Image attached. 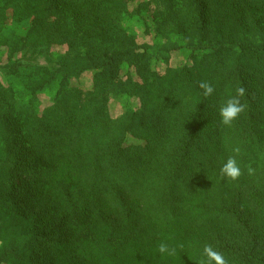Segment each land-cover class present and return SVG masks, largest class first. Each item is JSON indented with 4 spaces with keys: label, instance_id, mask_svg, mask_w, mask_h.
Returning a JSON list of instances; mask_svg holds the SVG:
<instances>
[{
    "label": "trees",
    "instance_id": "trees-1",
    "mask_svg": "<svg viewBox=\"0 0 264 264\" xmlns=\"http://www.w3.org/2000/svg\"><path fill=\"white\" fill-rule=\"evenodd\" d=\"M109 1L116 4L114 10L125 11L127 0ZM184 1L185 35L183 43L172 49L189 50L192 64H185L170 87L146 95L141 109L127 112L119 121L109 118L107 94L122 83V66L139 68L140 77H150L147 73L156 53L125 35L117 47H91L74 60L62 58L58 71L64 93L56 99L55 113L69 119L76 114L71 102L80 101V112L75 118H81L82 125L88 123L86 118L94 119L106 135L104 140L96 141L100 149L84 155L88 160H76L66 171L73 176L78 168L75 175L79 187L75 192L86 190L98 198L101 189L110 200V207L117 205L130 213L133 200L144 202L137 205L164 224L165 230L157 234L166 237L159 243H168L195 262L203 259L204 245L211 244L225 255L228 264H264V24L258 16L264 10V0ZM45 10L47 17L53 11L60 12L53 0L48 1ZM17 11L27 16L31 13L24 4H18ZM55 22H33L24 43L32 47L70 40V27ZM82 69L95 71L94 90H66L74 74ZM201 81L214 87L211 95H204ZM238 88L245 90L240 97L244 110L230 126L225 125L220 107L236 95ZM125 90L129 91V87ZM139 93L143 94V90ZM131 135L144 139L145 145L129 144ZM231 156L242 166V173L235 180L220 172ZM249 167L254 170L252 173ZM9 168L14 175V166ZM195 170L198 178L202 173V183L193 185L188 175ZM25 174L34 181L41 176L21 169L18 177ZM200 187L202 195L195 206L192 200ZM190 205V219H186L181 213ZM58 226L59 223L51 231ZM145 236L142 229L117 246L109 243L117 248L113 254L115 264H136L147 259L143 245L151 242H145ZM99 251L102 256H112L106 247ZM130 256L137 259H124ZM154 264L186 263L164 256L162 262Z\"/></svg>",
    "mask_w": 264,
    "mask_h": 264
},
{
    "label": "rangeland",
    "instance_id": "rangeland-1",
    "mask_svg": "<svg viewBox=\"0 0 264 264\" xmlns=\"http://www.w3.org/2000/svg\"><path fill=\"white\" fill-rule=\"evenodd\" d=\"M8 1L0 0V264H115V246L142 229L146 231L145 242L151 244L143 245L148 260L136 264L162 262L164 256L158 247L166 235L157 233L165 227L151 218L145 207L137 205L144 202L133 200V211L128 213L120 206L110 207L101 189L98 198L86 190L75 192L78 168L73 176L68 175L67 168L76 160H88L84 155L100 149L96 141L106 135L94 119L86 118L88 123L82 125V119L75 118L80 101L71 102L76 114L69 119L55 113L56 99L64 93L58 68L63 57L74 60L91 47H117L125 35L136 44L149 46L156 53L147 73L150 77H140L139 68L123 65L119 76L122 83L107 94L109 118L119 121L127 112L141 109L146 95L170 87L185 64H192L189 50L172 49L183 43L185 1L127 0L125 11L119 13L109 0H53L60 12L55 14V9L48 17L44 12L49 0ZM18 4L25 5L29 16L17 11ZM258 16L264 24V10ZM45 19L65 23L73 37L63 43L29 47L24 39L31 24ZM159 48L165 49L158 52ZM94 86L95 71L82 69L65 89L86 93ZM128 142L145 145L144 139L132 135ZM12 166L14 175L9 168ZM21 169L41 174L39 181L27 174L18 177ZM195 172L188 175L193 185L202 183V173L198 178ZM194 195L192 203L196 206L202 187ZM191 211L190 205L181 215L190 219ZM104 247L111 257L102 256L99 250ZM137 256L124 259L131 261ZM174 257L186 264H199L180 250Z\"/></svg>",
    "mask_w": 264,
    "mask_h": 264
},
{
    "label": "clouds",
    "instance_id": "clouds-1",
    "mask_svg": "<svg viewBox=\"0 0 264 264\" xmlns=\"http://www.w3.org/2000/svg\"><path fill=\"white\" fill-rule=\"evenodd\" d=\"M200 88L204 90L205 96L211 95L215 90L207 81H201ZM244 94L245 90L238 88L236 95L230 97L221 105L220 116L223 124L230 126L244 110V105L240 103V97H243ZM248 171L252 173L254 170L249 167ZM220 172L224 177L235 180L242 173L241 162L235 156H231L222 164ZM180 247H183V245H180ZM158 251L161 256H175L177 254V248L170 247L166 242L159 244ZM199 264H228V262L223 253L216 250L211 244H205L203 247V259Z\"/></svg>",
    "mask_w": 264,
    "mask_h": 264
}]
</instances>
